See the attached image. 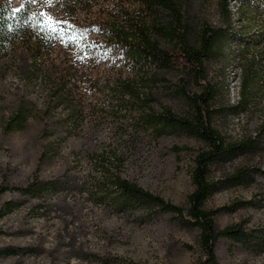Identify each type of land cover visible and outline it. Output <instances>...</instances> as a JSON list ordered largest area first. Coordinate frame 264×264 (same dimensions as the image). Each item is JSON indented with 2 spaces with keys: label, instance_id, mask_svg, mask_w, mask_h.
<instances>
[{
  "label": "trees",
  "instance_id": "1",
  "mask_svg": "<svg viewBox=\"0 0 264 264\" xmlns=\"http://www.w3.org/2000/svg\"><path fill=\"white\" fill-rule=\"evenodd\" d=\"M195 1L0 0V78L12 71L20 85L7 131H24L31 119H39L44 134L69 137L87 128L94 133L110 120L112 134L121 140L128 130L134 138L149 133L157 139L179 131L205 143L194 157L187 208L107 167L87 189L91 198L118 209L175 214L200 231L205 260L199 264H217L221 238L264 252V225L250 228L242 221L218 229L215 215L225 209L206 207L220 183L249 186L264 176V0H216L217 25L195 13ZM232 59L239 62L235 103L226 75ZM215 64L220 67L213 76ZM166 95L181 96L185 113L160 104ZM234 114L258 120L238 139L218 127ZM237 158L248 164L220 183L211 178L214 166ZM57 183L35 178L25 187L2 186L0 194L12 190L39 198ZM235 204L228 209L256 205ZM120 261L116 264H124Z\"/></svg>",
  "mask_w": 264,
  "mask_h": 264
},
{
  "label": "rangeland",
  "instance_id": "2",
  "mask_svg": "<svg viewBox=\"0 0 264 264\" xmlns=\"http://www.w3.org/2000/svg\"><path fill=\"white\" fill-rule=\"evenodd\" d=\"M196 0L195 13L219 23L216 0ZM234 7V2H232ZM220 66L213 65L211 73ZM230 103L237 100V59L226 67ZM178 80H174L176 90ZM19 80L14 72L0 78V188L27 186L35 178L58 182L41 196L29 197L12 190L0 194V264H199L205 260L200 231L172 213L143 207L122 210L110 202L91 198L90 180L100 179L103 168L121 175L168 202L187 208L194 187L191 180L195 155L206 144L182 132L155 138L128 130L124 139L111 132L107 120L96 132L87 128L79 135L44 134L45 122L31 119L24 131H7L5 124L16 105ZM192 87V86H191ZM193 90L197 88L192 87ZM39 107L42 101L38 99ZM160 104L184 114L181 96H163ZM257 118L232 115L218 123L222 133L238 139L253 128ZM248 164L237 158L216 165L211 178L220 180ZM105 165V166H104ZM253 201L233 209L235 203ZM11 203V208L6 205ZM10 207V206H9ZM218 229L247 221L248 227L264 225V176L249 186L220 183L207 200ZM217 264H264V252L253 253L238 243L221 238L215 249Z\"/></svg>",
  "mask_w": 264,
  "mask_h": 264
},
{
  "label": "snow or ice",
  "instance_id": "3",
  "mask_svg": "<svg viewBox=\"0 0 264 264\" xmlns=\"http://www.w3.org/2000/svg\"><path fill=\"white\" fill-rule=\"evenodd\" d=\"M17 11H19V9H18ZM49 19H50V18H49ZM50 30H52V31H57V29H55L54 27L50 28Z\"/></svg>",
  "mask_w": 264,
  "mask_h": 264
}]
</instances>
